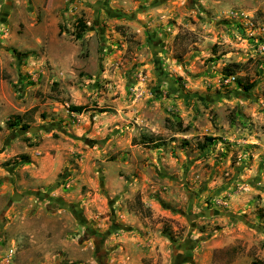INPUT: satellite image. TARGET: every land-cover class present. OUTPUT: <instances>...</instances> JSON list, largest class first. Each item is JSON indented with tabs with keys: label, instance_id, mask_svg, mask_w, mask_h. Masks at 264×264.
Instances as JSON below:
<instances>
[{
	"label": "rangeland",
	"instance_id": "obj_1",
	"mask_svg": "<svg viewBox=\"0 0 264 264\" xmlns=\"http://www.w3.org/2000/svg\"><path fill=\"white\" fill-rule=\"evenodd\" d=\"M7 247L12 264L264 261V0H0Z\"/></svg>",
	"mask_w": 264,
	"mask_h": 264
},
{
	"label": "trees",
	"instance_id": "obj_2",
	"mask_svg": "<svg viewBox=\"0 0 264 264\" xmlns=\"http://www.w3.org/2000/svg\"><path fill=\"white\" fill-rule=\"evenodd\" d=\"M231 74V72L229 73ZM244 90H248L252 87V83L249 84H241ZM69 111L81 113L84 111L85 106L83 105H75L70 104L68 106ZM37 110V106H33L29 108L28 110L24 111L22 114H11L9 116V119L6 122L7 127L9 128H20V129H27L29 127V123L32 121L33 114ZM43 116V114H41ZM212 140V137H206V141L203 144H200V148H203L206 146L208 142ZM152 143L153 147H159L160 143L157 140H150V138L145 139L144 142ZM253 264H264V261L259 259L255 260Z\"/></svg>",
	"mask_w": 264,
	"mask_h": 264
},
{
	"label": "built area",
	"instance_id": "obj_3",
	"mask_svg": "<svg viewBox=\"0 0 264 264\" xmlns=\"http://www.w3.org/2000/svg\"><path fill=\"white\" fill-rule=\"evenodd\" d=\"M14 254H15L14 247H7L4 249H0V264H12Z\"/></svg>",
	"mask_w": 264,
	"mask_h": 264
},
{
	"label": "crops",
	"instance_id": "obj_4",
	"mask_svg": "<svg viewBox=\"0 0 264 264\" xmlns=\"http://www.w3.org/2000/svg\"><path fill=\"white\" fill-rule=\"evenodd\" d=\"M34 175L37 176L36 174H34ZM46 175H47V174H45V175H42V174H41L40 176H41V177H46ZM40 176L38 175V177H40Z\"/></svg>",
	"mask_w": 264,
	"mask_h": 264
}]
</instances>
